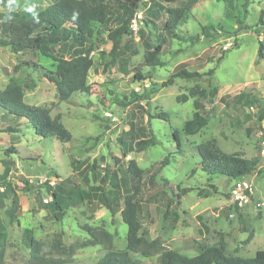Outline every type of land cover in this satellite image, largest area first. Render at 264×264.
<instances>
[{"label":"rangeland","instance_id":"rangeland-1","mask_svg":"<svg viewBox=\"0 0 264 264\" xmlns=\"http://www.w3.org/2000/svg\"><path fill=\"white\" fill-rule=\"evenodd\" d=\"M116 1L129 2L143 14L145 21L140 24V30L144 36L141 32L137 36L125 35L121 52L114 61L109 54L112 42L102 27L91 40L83 43V49L89 46L93 49L94 65L87 80L89 93H75L61 101L50 79L56 71L55 59L31 50L16 52L11 46L0 43V90L11 80L22 84L25 102L50 107L53 116L61 113L64 124L73 134L69 142L40 136L26 120L7 116L0 108V186L5 188L0 193V224L6 234L3 264L30 263V249L24 242L26 228L42 242L43 255L60 258L63 264H97L110 248H126L128 227L120 211L112 215L97 200L98 208L93 211L94 205L87 200L79 203L73 195L67 198L68 206L62 218H54L42 202L54 188L47 190L37 181L49 177L66 190L76 185L89 190V184L99 185L102 190L104 168L121 176L132 158L148 171L139 195L141 234L148 240L156 239L162 248H172L189 256L221 242L228 255L254 256L257 250L264 249V158L259 154L260 137L264 135V120H259L264 107V24L260 21L261 18L264 21V0H250L248 11L239 14L242 22L226 15L223 0H200L174 34L165 30L168 18L165 9L177 3ZM50 2L24 0L0 7V37L6 36L7 26L15 18L13 13L20 18L30 17ZM29 8L33 11H27ZM195 35L201 40L193 43L190 37ZM143 37H147L154 48L161 43L160 58L164 66L146 65ZM125 45H134L138 53L133 54V47ZM260 45L262 57L259 56ZM59 49L55 47L54 52ZM28 60L36 64L27 65ZM182 62H187L190 69H199L203 76L178 77L173 84L162 86ZM211 68L214 73L207 75ZM138 72L146 78H134ZM196 84L208 90L201 101L205 107L202 111L212 116L198 133L187 135L183 126L195 111L197 96L191 95L190 90ZM144 92H152L148 103L137 100L135 93ZM184 95L188 100L181 99ZM251 106L254 110H250ZM145 111L152 115L169 113L168 120L150 118L148 122L160 142L124 156L119 138L126 135V140L130 141L125 133L131 123L140 125L145 121ZM9 126L18 128L9 131ZM175 130L180 132L181 147L174 138ZM136 135L138 139L143 134L139 131ZM207 140L214 141L227 153L258 158L257 168L245 175L255 187L253 200L240 208L247 221L245 225L238 217L239 209L230 199L234 179L209 175L199 167L201 157L196 147ZM168 154L170 163L151 183L157 163ZM93 165L96 179L91 172L86 174L88 166ZM20 177L32 180L29 190L16 185ZM65 179L69 180L62 183ZM165 180L170 184L166 185ZM134 183L130 178V185ZM183 188L188 190L179 205L178 199L171 197ZM87 226L111 233V244L104 238L101 241L93 238ZM243 226L254 233L249 243H244L249 231H244ZM131 255L147 264L156 263L158 259V254L146 257L131 252Z\"/></svg>","mask_w":264,"mask_h":264},{"label":"trees","instance_id":"trees-1","mask_svg":"<svg viewBox=\"0 0 264 264\" xmlns=\"http://www.w3.org/2000/svg\"><path fill=\"white\" fill-rule=\"evenodd\" d=\"M24 0H15V3ZM168 2L177 3L176 6H169L165 9L168 18L165 21V30L174 34L176 28L185 22L188 14H190L200 0H166ZM226 6V15L228 17L239 19V14L248 11L250 0H223ZM240 1H243L242 3ZM10 0H0V7L13 5ZM136 6L129 2L116 0H51V2L43 9L30 17L20 18L18 14L13 13L9 25L6 29V36L0 37V43L9 45L18 51L31 50L40 52L57 61L56 71L50 79L55 83L57 95L61 101L68 100L75 93H89L90 84L87 83L90 69L94 65L92 55V47L83 49L85 41L91 40L95 36L99 27L106 32L109 40L112 42L109 54L112 56L111 61L118 58L121 52V40L125 35H132L130 31V22ZM145 21V19H144ZM260 21L264 24L263 19ZM204 29H208L205 27ZM144 36V32L140 30ZM143 37L144 57L147 66H164L165 63L160 58L162 45L159 43L155 48ZM194 43L200 41L201 37L195 35L190 37ZM132 41V39H130ZM59 47L58 52H54L55 47ZM133 47L132 53L137 54L138 49L134 45H125ZM69 54V57L66 56ZM259 56H263L262 45H260ZM223 56L218 60H222ZM27 65H35L36 63L28 60ZM174 73L162 82V86L173 84L175 78L195 79L203 76V72L199 69H190L187 62H182L175 67ZM214 69L207 71V75H212ZM151 78V73H148ZM145 79V75L138 72L135 77ZM191 95H196L194 100L195 111L192 118L185 121L183 131L187 135H193L207 125L212 114L203 113L205 108L202 104V98L208 94V90L199 84L194 85ZM136 94L137 100H145L147 103L151 98L152 92H144ZM184 101L188 100V96L181 97ZM142 107V106H140ZM0 108L3 109L7 116L24 119L36 133L43 137H55L61 142H69L73 134L66 127L62 120L61 113L53 116L51 108L47 106L34 105L25 102L24 87L15 80H11L4 89L0 90ZM143 108V107H142ZM145 121L140 125L131 123L126 131L130 141L126 140V135L119 138L123 148V155L127 156L130 152H141L149 147L159 144V139L152 129L148 127L150 118H160L168 120V112H159L155 115L145 111ZM259 120H264V107L261 108ZM19 124V123H18ZM18 127L9 126L7 130L16 131ZM142 137L136 139V133L139 132ZM149 133L150 135L146 136ZM179 131L175 130L173 135L177 145L181 147V138ZM133 140V141H132ZM130 144V145H129ZM201 161L200 169L209 175H224L231 179L245 176L258 166V158L248 159L238 156L234 153H227L220 149L214 141L207 140L201 142L196 147ZM170 163L169 154L157 163L156 171L151 175V183L154 176L157 175L166 165ZM96 166H88L86 174L91 172L96 179ZM148 171L141 168L135 159H129L126 172L119 176L118 172L111 171L107 167L104 168L103 181L104 187L99 189V185L89 184V190L82 189L80 185L66 190L63 185L57 183L53 190V200L45 203L44 206L52 212L54 218L61 219L64 209L68 206L67 198L77 196V202L82 203L87 200L93 211L97 210L99 202L102 206L107 207L111 214L114 215L118 211L121 212L123 221L127 224V246L124 249L110 248L106 254L100 258L97 264H147L142 259L134 258L131 252H137L143 256H153L158 254L156 263L153 264H264V249L256 251L252 257H243L238 254H226L224 243L219 245L206 246L199 253L193 256L183 254L172 248H162L158 240H148L141 234V222L139 213L142 209L140 193L142 191V180ZM130 178L135 181L130 185ZM87 181L88 178L86 177ZM65 179L62 183L67 182ZM165 184L170 182L165 180ZM28 184L25 189L29 190ZM124 188V190H122ZM51 189V188H48ZM171 190V189H169ZM173 190V189H172ZM171 190V191H172ZM183 188L179 193L172 195V198L178 199L181 203V197L187 191ZM68 193V195L66 194ZM1 200V199H0ZM97 200V201H95ZM238 211V217L245 225L247 221L243 218L240 208L234 205ZM13 213H11L12 215ZM244 231H249L247 226H243ZM3 225L0 224V264L4 262V242L6 234L3 232ZM87 232L95 239H105L110 244L112 235L99 227H86ZM254 237L253 231H249L248 237L244 243H249ZM25 244L30 249L29 264H63L60 258L49 257L42 254V242L34 237L30 228L24 231Z\"/></svg>","mask_w":264,"mask_h":264},{"label":"built area","instance_id":"built-area-1","mask_svg":"<svg viewBox=\"0 0 264 264\" xmlns=\"http://www.w3.org/2000/svg\"><path fill=\"white\" fill-rule=\"evenodd\" d=\"M144 21L143 14L140 11H135L131 18L130 22V31L132 35L137 36L140 32V24ZM250 110H254V106L250 107ZM109 116H112L109 113ZM261 147L259 148V154L262 158H264V135H261ZM32 182L31 179L20 177L19 180L16 181V185L25 188L28 184L30 185ZM39 185L50 190L48 188H55L57 185V181L55 179H51L49 177L40 178L37 181ZM5 188L0 186V193L4 192ZM255 195V187L252 182H250L245 176L237 177L233 180V184L230 189V199L232 203L237 205L239 208H243L246 204L253 200ZM53 200V192L51 194L43 197V201L45 203H49ZM258 206H261V203H257Z\"/></svg>","mask_w":264,"mask_h":264},{"label":"clouds","instance_id":"clouds-1","mask_svg":"<svg viewBox=\"0 0 264 264\" xmlns=\"http://www.w3.org/2000/svg\"><path fill=\"white\" fill-rule=\"evenodd\" d=\"M10 2H11V3H15V0H10ZM27 11L32 12L33 9L29 8V9H27Z\"/></svg>","mask_w":264,"mask_h":264}]
</instances>
